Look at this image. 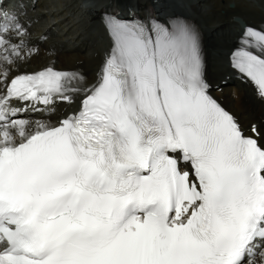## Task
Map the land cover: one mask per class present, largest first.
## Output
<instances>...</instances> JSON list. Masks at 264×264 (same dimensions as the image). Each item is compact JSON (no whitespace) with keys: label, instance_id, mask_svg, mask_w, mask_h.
I'll list each match as a JSON object with an SVG mask.
<instances>
[{"label":"snow or ice","instance_id":"obj_1","mask_svg":"<svg viewBox=\"0 0 264 264\" xmlns=\"http://www.w3.org/2000/svg\"><path fill=\"white\" fill-rule=\"evenodd\" d=\"M21 15L0 10V264H264V145L209 95L197 28L106 15L113 46L80 86L12 75L39 52ZM240 45L264 97V29ZM76 95L55 124L21 118Z\"/></svg>","mask_w":264,"mask_h":264},{"label":"bare ground","instance_id":"obj_2","mask_svg":"<svg viewBox=\"0 0 264 264\" xmlns=\"http://www.w3.org/2000/svg\"><path fill=\"white\" fill-rule=\"evenodd\" d=\"M168 1V2H167ZM37 0L36 9L32 10L35 25L26 19L29 33L39 38L44 26L57 21L58 27H70L66 36L78 35L77 42H55L58 36L47 32L35 46L39 52L30 58L23 59L13 66L12 75L22 72L33 73L52 66L57 70L80 73L83 84L96 83L106 56L113 42L104 22V12L108 8L121 9V16L128 11L152 13L160 21L182 18L193 24L200 35L201 49L204 58V77L209 85L211 95L225 110L239 122L244 134L254 136L264 145V97L257 92L256 85L245 74L232 64V53L239 48L240 39L245 28L234 21V16L243 17L247 27L264 29V0ZM252 9L257 15L249 13ZM64 21H61V18ZM37 31L33 30V28ZM18 42V41H17ZM75 45V48L69 46ZM30 46V45H29ZM28 64L29 66H26ZM228 79L223 90L218 82ZM76 87V84L72 85ZM218 89V91L216 90ZM3 91V89H0ZM82 95L74 97V103L57 100L55 112L44 115H24L21 118L32 121H50L57 123L65 116L56 113L61 108L76 106L79 109ZM255 125L258 137L252 132Z\"/></svg>","mask_w":264,"mask_h":264},{"label":"rangeland","instance_id":"obj_3","mask_svg":"<svg viewBox=\"0 0 264 264\" xmlns=\"http://www.w3.org/2000/svg\"><path fill=\"white\" fill-rule=\"evenodd\" d=\"M249 13H250L251 15H253V14L255 13V10L252 9L251 11H249ZM255 15H257V13L254 14L253 16H255ZM72 46H75V45H72ZM74 48H75V47H74ZM71 49H72V48H71ZM26 66H29V65L26 64ZM229 83H230V80H228V79H224V80H222V81H220V82L217 83V84H221L220 86L223 87V90H222L220 93H224L225 91L228 90L227 87H225V84H229ZM216 90L218 91V89H216Z\"/></svg>","mask_w":264,"mask_h":264},{"label":"water","instance_id":"obj_4","mask_svg":"<svg viewBox=\"0 0 264 264\" xmlns=\"http://www.w3.org/2000/svg\"><path fill=\"white\" fill-rule=\"evenodd\" d=\"M236 20L239 21L241 25H244V21L241 17H236Z\"/></svg>","mask_w":264,"mask_h":264}]
</instances>
